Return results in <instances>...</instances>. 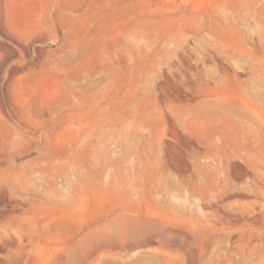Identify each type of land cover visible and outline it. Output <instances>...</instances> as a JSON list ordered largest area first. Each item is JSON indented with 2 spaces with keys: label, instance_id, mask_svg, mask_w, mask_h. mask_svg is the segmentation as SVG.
<instances>
[{
  "label": "rangeland",
  "instance_id": "obj_1",
  "mask_svg": "<svg viewBox=\"0 0 264 264\" xmlns=\"http://www.w3.org/2000/svg\"><path fill=\"white\" fill-rule=\"evenodd\" d=\"M0 264H264V0H0Z\"/></svg>",
  "mask_w": 264,
  "mask_h": 264
}]
</instances>
